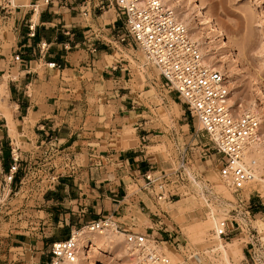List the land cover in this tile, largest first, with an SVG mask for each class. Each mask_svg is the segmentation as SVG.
Listing matches in <instances>:
<instances>
[{"label": "crops", "instance_id": "obj_1", "mask_svg": "<svg viewBox=\"0 0 264 264\" xmlns=\"http://www.w3.org/2000/svg\"><path fill=\"white\" fill-rule=\"evenodd\" d=\"M15 1L6 10L0 6L7 109L0 114V146L6 175L16 172L8 185L18 188L29 165L55 157L57 142L65 173L53 178L43 199L47 208L36 211L35 232L13 219L0 224V264H52L54 243L104 217L134 221L139 215L148 219L145 232L161 238L168 230L144 213L152 202L146 175L154 179L167 169L155 171L162 161L151 151L160 145L161 129L147 127L153 113L169 107L180 114L173 122L192 133L186 105L160 75L140 66L138 46L122 41L126 22L118 9L107 4L109 11L98 13L102 0ZM132 129L135 136L126 141L124 134L123 148L122 134Z\"/></svg>", "mask_w": 264, "mask_h": 264}, {"label": "rangeland", "instance_id": "obj_2", "mask_svg": "<svg viewBox=\"0 0 264 264\" xmlns=\"http://www.w3.org/2000/svg\"><path fill=\"white\" fill-rule=\"evenodd\" d=\"M102 1L104 3L100 5V8H104L98 13L109 11L108 1ZM200 1L204 3L202 4L204 7L206 6V10L213 18L215 17L216 23L220 24L219 26L224 28L226 33L228 32L234 37L235 48L244 65L246 64L245 66L252 70H250L251 73L260 72L264 76V71L260 70V68L262 69L260 62L264 60V50H261L264 45V36L256 25V13L252 2L250 0ZM259 2L261 5L258 11L264 19V0H259ZM168 6L172 8L170 5ZM172 9L179 16L177 10ZM185 9H189L186 3ZM191 36L196 40L192 33ZM136 50L135 55L140 66H146L153 75L159 76L156 68L152 64H148L144 53ZM206 61L210 64L213 62L211 65L215 68V61L212 58L207 57ZM135 64L137 65V63ZM247 83L242 88H237L239 83L231 84L229 82V89L235 88L233 96L237 102L235 110L241 114L249 111V103L254 97L258 98L256 99L258 103H261L256 87ZM5 98L6 93L3 89L0 93V114L7 112V109L2 106ZM260 107L262 106H259L255 113L261 119L260 134H263L264 110ZM179 116L180 114L175 109L170 110L168 107L167 111H159L156 115L153 113L151 115L152 123L147 127L151 130H157L159 127L161 129L158 132L160 145L151 151L160 154L163 162L155 164V171L162 169H167V171L154 176V179L158 180L149 190L152 202L148 203L150 208H145L144 213L150 214L152 218L161 222L159 227L162 230H168V232L163 233L161 238H154L155 236L151 232L147 234L145 225L148 219L141 218L139 215L133 217L134 221L130 216L119 221L113 218L114 222H119L124 227L127 226L129 230L124 228L117 231L113 228L103 234L92 233L90 239H85L82 242L84 246L90 245L92 248L89 253L90 260L95 264H138L128 240L129 235L140 233L144 237L149 235L147 238L157 245L171 264H228L219 251H216L218 243L214 239L216 229L203 234L202 237H196L197 232L206 226L210 213L214 209L219 218V228L222 231L225 230L227 234V236L222 235L224 243H233L234 250L239 249L241 253L238 256L234 252L230 253L229 264H264V156L256 161L254 169L247 165L254 174L258 175L254 181L244 183L243 187L232 186L220 176L221 156L214 150L215 145L202 130V125L186 113L184 117L187 119L184 122L191 123L192 133L183 132L181 127L173 122ZM136 120L137 118L134 117L133 122ZM9 127L15 129V124L9 121ZM15 131L17 132L16 129ZM142 132L144 131L141 129L139 134ZM124 134L127 141L128 138L131 139L135 136V129L122 134L123 148H126ZM58 145L59 142L55 146L57 152L61 150ZM253 147L250 149V153L248 152L245 156L246 158L253 155L254 152L253 157L257 158V151ZM57 152L53 153L56 156L50 160H48L49 156L43 158L41 162L44 165H29L23 172L21 184L15 188L6 182L3 149L0 146V224H9L13 219L14 222L16 220L24 227L28 226L31 232H35L34 229L39 226L36 211L47 208L43 199L53 186V178L65 173L59 167L64 157ZM183 159L184 163H182ZM57 166L59 169H56ZM160 186L165 188V197L161 201L155 197L161 193ZM133 190H137V187H133ZM252 200H256L257 208L252 207ZM137 212H140L139 209ZM45 220L47 219H43V221ZM123 221L128 225L121 223ZM133 225L135 227L131 230ZM120 236L121 238H119ZM168 251L174 253L177 256L176 259L168 255Z\"/></svg>", "mask_w": 264, "mask_h": 264}, {"label": "built area", "instance_id": "obj_3", "mask_svg": "<svg viewBox=\"0 0 264 264\" xmlns=\"http://www.w3.org/2000/svg\"><path fill=\"white\" fill-rule=\"evenodd\" d=\"M0 4L3 10L11 0ZM108 7L118 9L125 17L126 34L122 41L131 40L144 53L159 75L177 93L221 156L220 176L232 186L252 182L255 174L245 164V155L257 143L261 123L250 113H239L229 105V83L226 76L205 62L201 48L187 26L163 0H108ZM104 7H102L103 9ZM184 163V159L182 161ZM15 170L6 175L11 183ZM147 189L157 180L146 175ZM155 197L164 199V186ZM154 191V189H152ZM104 217L75 232L69 239L54 243L51 248L55 260L74 263L80 256L79 233L87 231L103 234L109 229L122 230L119 222ZM225 224V229H226ZM142 234L129 235V245L138 264H171L156 244ZM227 236L221 230V236ZM90 253L91 246H84Z\"/></svg>", "mask_w": 264, "mask_h": 264}, {"label": "bare ground", "instance_id": "obj_4", "mask_svg": "<svg viewBox=\"0 0 264 264\" xmlns=\"http://www.w3.org/2000/svg\"><path fill=\"white\" fill-rule=\"evenodd\" d=\"M13 1L16 2L15 0ZM250 1L252 2L254 6V12L256 13V17H255L256 25L261 29L262 34L264 36V19L262 18V16L259 14V11H258V8L260 7L261 3L259 2V0H250ZM163 2L177 10L180 16L179 17L177 15L178 19L180 21H183V23L187 26L188 30L190 29L189 30L190 33H192V35L196 37V42L199 44L204 58L206 60H207V57L212 58L215 61L214 62L216 65L215 68L217 70H220L226 76V78L228 79V83L229 82L231 84L239 83V86L237 88H242L243 86H245V84L248 81V83H250L252 87H256V90H258L257 94L260 95L259 99L261 100V103H258V100H256L258 98L255 99L254 97L252 99V102L249 103V111L250 113L254 114L257 117L259 122H261L260 121L261 119L259 118L258 114L255 113V111L258 109L259 106H262L260 107V109L262 108V110H264V76L260 72H257V73L255 72V74L251 73L250 72L251 69L247 68V66H245L246 64L244 65L242 59L239 57L237 53V49L235 48L234 37L230 33L228 32L226 33V30L224 28L223 30L219 26L220 24L216 23L214 19L215 17L213 18V16L208 12V10H206L207 9L205 8L206 6L204 7L203 5L204 3L202 2L203 3L202 4L200 0H163ZM185 3L189 6V9L187 10L185 9ZM261 50H264V45L262 46ZM206 60L205 62L208 63V61ZM260 63H262V69L260 68V70L264 71V60ZM4 87H5V84H0V93L1 91H3ZM234 90L235 88L229 89V102L228 103L232 108L235 109L237 102L235 101V99H233V96L235 95ZM10 134L14 138H18V133L15 131L14 128L10 129ZM253 146H254L253 148H255V150L257 151V154H256L257 158L255 159V157H253L255 152L253 155H250L247 158L245 157L246 166L249 165L251 166V168L253 166H256V163H257L256 161L258 159H262V157L264 156V133L263 134L259 133V136L257 138V143L254 144ZM257 177L258 175L255 174V179ZM239 186L243 187L244 184L238 185V187ZM218 221H219V218L216 216V210L213 209L212 212L210 213V217L206 223V226L202 230H199L197 232L196 237L197 238L202 237L203 234H206L207 232H210L216 229L215 235H214V239L218 241L216 251H219V254H221L223 259L226 260L227 263L229 264L230 253L234 252L236 256L241 255V253L239 249L236 251L234 250L233 243H228V242L224 243L223 241L224 239L221 236L222 229L219 228ZM91 235L92 233L87 232V231H82L81 233H79L80 237H79L78 246H79V249L81 250H80V256L76 259L74 263H70L68 261L60 262L58 260H55L57 262L55 263L56 264H95L93 261L90 260L91 257L89 256V253L84 249L85 247L82 243L83 240L90 239ZM119 238H121V236ZM168 255H170L171 257L175 259L177 257L174 253L170 251H168Z\"/></svg>", "mask_w": 264, "mask_h": 264}]
</instances>
